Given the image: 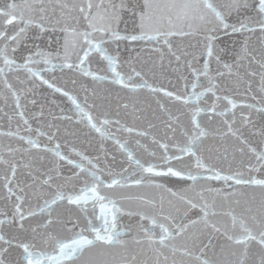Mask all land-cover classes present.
<instances>
[{
  "label": "snow or ice",
  "instance_id": "1",
  "mask_svg": "<svg viewBox=\"0 0 264 264\" xmlns=\"http://www.w3.org/2000/svg\"><path fill=\"white\" fill-rule=\"evenodd\" d=\"M0 264H264V0H0Z\"/></svg>",
  "mask_w": 264,
  "mask_h": 264
}]
</instances>
